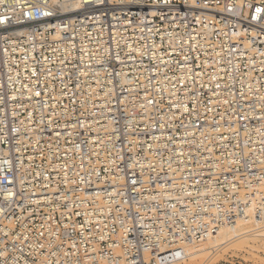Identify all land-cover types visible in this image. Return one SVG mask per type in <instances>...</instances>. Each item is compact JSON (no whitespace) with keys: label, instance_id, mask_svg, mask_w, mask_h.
Segmentation results:
<instances>
[{"label":"built area","instance_id":"2783aa9c","mask_svg":"<svg viewBox=\"0 0 264 264\" xmlns=\"http://www.w3.org/2000/svg\"><path fill=\"white\" fill-rule=\"evenodd\" d=\"M264 221V0H0V264H171Z\"/></svg>","mask_w":264,"mask_h":264},{"label":"rangeland","instance_id":"374dc122","mask_svg":"<svg viewBox=\"0 0 264 264\" xmlns=\"http://www.w3.org/2000/svg\"><path fill=\"white\" fill-rule=\"evenodd\" d=\"M263 226L264 224H245L247 229L242 232L250 231L249 233L220 240L217 244L224 242L221 246L212 242L194 245L191 252H197L198 255L177 264H264V238L252 236L256 230L259 231L260 228L257 227Z\"/></svg>","mask_w":264,"mask_h":264},{"label":"bare ground","instance_id":"6f19581e","mask_svg":"<svg viewBox=\"0 0 264 264\" xmlns=\"http://www.w3.org/2000/svg\"><path fill=\"white\" fill-rule=\"evenodd\" d=\"M250 223H254L255 226H258L260 224H264V221H252V220H240L238 221L236 224L232 225L231 227H225V228H221L219 232H217V234H215L214 236H211L210 238L206 239V240H202L201 242L197 243V244H185L183 245L182 248V259L177 260L171 264H177L181 261H184L185 259L189 258H193L195 256L198 255V253H192V247H194V245H202L203 243H215L216 246H221L224 244V242H222L221 244H217L218 241H224V239H228V238H234V237H238V236H242L244 234L249 233L250 231H245L242 232L244 230H246L247 228L244 227L245 224H250ZM260 228L259 231L256 233H252V236L254 237H260V238H264V226L263 227H257ZM191 252V253H190Z\"/></svg>","mask_w":264,"mask_h":264}]
</instances>
